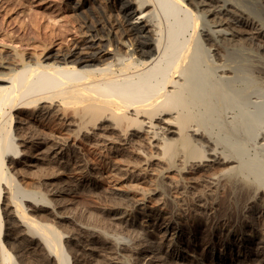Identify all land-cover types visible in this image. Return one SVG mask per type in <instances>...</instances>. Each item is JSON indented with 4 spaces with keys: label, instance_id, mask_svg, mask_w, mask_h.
<instances>
[{
    "label": "bare ground",
    "instance_id": "1",
    "mask_svg": "<svg viewBox=\"0 0 264 264\" xmlns=\"http://www.w3.org/2000/svg\"><path fill=\"white\" fill-rule=\"evenodd\" d=\"M187 1L196 11L191 9V6L189 8L185 5L184 0H127L123 9L126 11L125 14L127 13L133 19L132 22H129L127 32L135 36L132 37L133 39H128L129 45L123 41H114V43L108 34L106 38L96 37L93 34L89 40L82 41L80 44L71 43L70 46L67 45L68 49L65 52L59 51L50 55L49 50L52 47H49L47 53L35 61H25L27 58L23 59V54L15 55L16 57L14 56L13 59L8 55H1L0 264H27L30 259H24L26 255L32 259L30 264H85L83 262L87 260L84 259L86 252L83 247L86 242H91L83 239L86 242L83 241L84 246L80 247L70 231L68 232L70 233L69 236L65 235L66 237H64L55 226L51 225L53 220H49L47 216H43L47 218L46 222L37 220V212L50 209V201H47L45 197L43 198L41 194L23 190L14 181L12 170L15 168L18 170L17 166L36 167V163L43 162L48 158L58 160L62 153V148L54 139L43 138L33 143L30 138L31 141L28 138V140L22 138L21 135H17L21 138L16 137V134L14 135L18 131L22 132L25 128L29 115L41 119L56 116L65 126L75 127V135L78 133L93 134L94 137L105 141L117 139L123 147L131 143H145L157 150L162 151L163 149L169 158L175 156L181 147L184 154L182 153L183 160L181 158L180 160L182 163L186 160L185 165L189 163V159L192 160L197 157L199 162L198 159L205 158V154L201 157L203 153L196 154V143L191 144L189 141L197 142L196 139L201 138L195 139L196 136L206 135L207 133L204 132L203 134L201 128L203 129L208 125L211 127L208 122L214 119L212 116L226 106L231 108L230 106L237 99V95L232 89V79L236 74L233 65L234 57L230 56L232 55V48L230 46L231 49H229L225 45L228 47V51L225 55L222 53L224 57L219 53V48L222 47L220 46L221 42L234 41L232 38L235 33L232 26L235 23L230 25L231 21L223 15L228 13L235 15L237 12L234 14L235 10L232 12L228 9L226 5L230 3H226V1ZM229 6L233 9L235 7L233 3ZM200 7L201 10L202 7L205 9L207 7V10L203 9L204 11L200 12L207 14L208 17L211 16L210 19L206 18L210 22L209 27L211 29L208 30L207 28L201 33L199 30L202 31L204 27L202 25V30L199 29L200 14L197 12ZM53 32L54 39L63 41L64 35L70 33L71 29L64 26L61 30L57 26L53 28ZM212 34L216 35L215 38H219L220 44L214 40L215 38H212L214 36ZM251 35L252 37L255 36V39L258 37L259 41V35L262 33L254 32ZM209 40L212 41L211 44H209ZM72 42H74L73 39ZM104 42L108 45H104ZM52 43V41L48 42L50 46ZM231 43L234 46L235 43ZM225 46L223 49L226 51ZM225 51L224 53H226ZM210 52H214L211 57ZM219 55L224 58L222 61L220 60L223 62L221 64L215 63L216 60L219 61ZM226 73L231 76H226ZM242 94H239L238 97L246 95L245 92V95ZM238 106H240L239 103ZM33 107H36V111L33 114L29 113L28 111ZM68 107L72 109L71 117H68L67 112L65 113ZM31 111L33 110L31 109ZM14 112L20 113V116H14ZM242 116L243 113L241 118ZM239 121L241 122V120ZM229 122L232 121L229 120ZM207 131L209 132V130ZM262 133L261 140L264 142V131ZM108 134L114 135L115 138H109ZM173 137H177L178 140L176 141V138L173 139ZM234 148L242 149L237 146ZM238 150L225 154L222 151V154L213 149L211 153H208V158L206 155L205 161L208 164L205 165V171L218 169V175L210 179L211 184L214 185L215 181L224 178L230 193L238 192L237 194L244 197L237 199L240 201L243 199L246 203L244 204L246 207L242 206L243 209H251L250 212H247V216L244 214L247 227L257 230L260 226H264V190L261 189L262 185L264 186V176L256 175V178L253 177L255 179L253 183L257 186L252 182L244 181L247 174L253 173L255 166H252L255 162L252 161L253 164L252 162L246 163L245 160H242L244 162L241 160L237 162L243 152V149L242 152ZM237 158L239 159L236 161ZM256 167L258 166L256 165ZM187 168L189 169V167ZM257 171L259 170L257 169ZM64 188V186L59 185L57 191L55 189L52 191L59 195L64 192ZM258 201L263 204L261 203V206H256L257 208L252 210ZM234 202L236 203V201ZM251 204L253 206L250 208L248 205L251 206ZM52 205L54 204L51 203ZM137 206L139 209L140 204ZM53 210L51 211L53 212ZM62 216L54 215L52 217L54 220L64 222L65 218ZM150 218L153 219V217ZM47 220L51 221L50 224L47 223ZM80 224L74 225L75 228L69 230L86 237V239H100L108 245L107 248L109 247L110 252L120 253L125 248L126 245L123 246L121 243L123 239L120 237L124 234L120 233L119 235V232L116 231L117 234L107 233V235L105 233L107 231L103 232L101 228H99L100 230L97 228L99 225L96 228H90V225L89 228H86ZM155 230H164L162 232L163 238L172 236L175 241L181 240L183 236L179 231L171 232L161 226ZM138 256L136 255L135 258ZM140 258L138 257V259ZM138 259H136V264L147 262V260L139 261ZM109 262L106 264L130 263L125 257H119ZM220 262V258H217L215 264Z\"/></svg>",
    "mask_w": 264,
    "mask_h": 264
},
{
    "label": "rangeland",
    "instance_id": "2",
    "mask_svg": "<svg viewBox=\"0 0 264 264\" xmlns=\"http://www.w3.org/2000/svg\"><path fill=\"white\" fill-rule=\"evenodd\" d=\"M219 1L230 3L226 5L227 8L232 12L235 10L234 14L237 12L235 15L231 13L223 15L231 21L230 25L235 23L232 26L237 34L234 33L232 38L234 41H231L235 43L234 46L231 42L222 41L220 44L219 38H215L216 35L212 34L214 35L212 38H215L214 40L222 46L221 49L219 48L220 55L227 54L228 47L232 48L230 56L234 57L232 62L236 71L232 79L235 80L232 81V89L237 99L232 103L231 108L226 106L219 113L217 112L216 116L213 114L214 119L208 122L211 127L205 126L206 130L201 128L203 134L207 133L206 135L196 136L195 139L201 138L196 139L197 142H189L196 143V154L203 153L201 157L205 154V158L206 155L207 158L209 157L208 153H211L213 149L219 153L223 151L225 154L237 151L238 149L234 146L241 147L243 150L238 151L243 152L239 153L240 159L237 158L236 161L239 159L237 162L240 160L241 162L245 160L246 163L255 162L254 164L252 162V167L255 166L256 170L252 168L253 173L247 174L246 179L243 177L244 181L253 183L254 176V178L257 177L256 175L264 176V142L261 140L264 131V4L263 0ZM126 2L127 0H0V57L8 55L13 59L15 55L23 54V59L27 58L25 61H35L47 53L49 47L53 48L49 50L50 55L59 51L65 52L68 49L67 45L80 44L82 41L89 40L93 34L104 38L108 34L113 42L123 41L129 45L128 39L135 36L127 32L129 22L133 19L127 13L125 14L126 11L123 8ZM184 3L196 11L189 1L184 0ZM232 3L235 5L234 9L229 6ZM133 6L135 8V4ZM203 9L207 10V7L206 9L202 7ZM202 10L200 7L197 12L200 14L199 29L202 25L204 27L202 31L199 30V33L210 28L208 19L211 16L202 14L201 12L204 11ZM206 20L208 24H205ZM57 26L61 30L64 26L71 29L70 33L64 35L63 41L54 39L53 28ZM254 32L262 33L259 35V41L258 37L256 39L255 36L252 37L251 33ZM49 41L53 42L51 46L48 44ZM210 41L209 44L212 43ZM104 45L108 44L104 42ZM224 46L226 51L223 49ZM210 53L211 57L214 52ZM223 54L222 57H224ZM222 57L215 63H223ZM222 80L225 81V79ZM242 93L245 96L239 98V94ZM236 102L240 106L238 103L236 105ZM69 108L64 111L67 112L68 117H71L72 109ZM31 109L28 112L33 114L36 107ZM240 112L244 117L241 118ZM16 115L20 116V113L14 112V116ZM74 128L65 126L56 116L41 119L29 115L25 128L14 135L16 134L18 138L21 137L17 135L26 139L30 138L32 141L29 140L33 143L43 138L54 139L62 148V153L58 160L48 158V162L45 160L36 163V167L17 166L18 170L16 168L12 170L14 173L12 176L23 190L41 194L43 198L50 201V209L40 210L37 215L35 214L37 220H44V222L47 218L53 220V224L50 221L51 225L55 226L64 237L69 236L70 231L80 247L84 242L91 241L84 244L88 245L87 247L82 246L86 252H83V255L86 254L84 259L87 260L83 263L106 264L116 258L125 257L129 264H136V259L141 257L138 260H147L148 264L151 262L152 264H215L217 258L221 260L218 264H264V226H260L258 231L247 227L245 220L247 212L251 209H243L242 206L246 204L243 199L240 201L243 196L237 194L238 192L230 193L224 178L215 181L214 185L211 184L210 179L218 175V169L205 171V165L208 162L204 157L198 159L199 162L197 157L193 158L194 160L189 159V163L185 165L186 160L184 159L183 163L181 161L184 154L181 147L175 156L169 158L163 149L157 150L145 143H131L123 147L117 139L105 141L94 137L93 134L76 133L75 135ZM224 134L228 137H225L227 141ZM107 136L115 138L112 134ZM173 139L178 140L177 137ZM223 140L225 141L222 142ZM261 171L262 173L259 174ZM59 185L65 188L64 192L58 195L55 191ZM262 187L261 189L264 190L263 185ZM53 189L55 191H52ZM51 203L54 205L51 206ZM261 203L258 201L254 207H252L253 204L248 206L253 210L261 206ZM137 204H140L139 209ZM53 214L58 217L63 215L65 219L68 217L64 219L67 223L54 220ZM40 216H47V218L43 217V219ZM49 220L47 223L50 224ZM77 224L86 228H89V225L90 228H96L99 225L100 227L97 228H101L103 232L107 231L106 234L119 232L120 235L122 233L124 235H120L123 239L121 243L126 246L121 252L119 251L120 253L110 252L108 245L100 239H86L84 236L75 234L72 230ZM115 224L117 226H114ZM160 226L171 232L179 231L183 235L182 239L175 241L172 236L163 238L164 230H155ZM3 228L4 226L2 231ZM78 240L82 244H79ZM134 255L139 256L135 258ZM26 258L31 260L28 259L29 262L27 260V264H30L31 257L26 255L24 259Z\"/></svg>",
    "mask_w": 264,
    "mask_h": 264
}]
</instances>
